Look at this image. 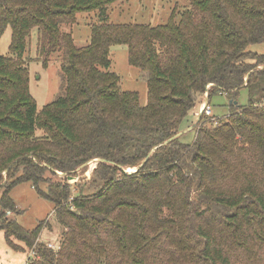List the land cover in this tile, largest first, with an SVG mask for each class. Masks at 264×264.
I'll list each match as a JSON object with an SVG mask.
<instances>
[{
	"label": "trees",
	"instance_id": "obj_1",
	"mask_svg": "<svg viewBox=\"0 0 264 264\" xmlns=\"http://www.w3.org/2000/svg\"><path fill=\"white\" fill-rule=\"evenodd\" d=\"M118 0H0V230L31 251L25 264H264V0H189L180 21L115 23ZM98 11L90 40L63 25ZM38 28L42 51L62 50L65 87L38 108L24 63ZM127 45L144 72L148 100L124 90L111 48ZM209 84L231 99L228 115L205 112L196 137L184 119ZM248 89L249 102L237 97ZM42 133L37 134V130ZM101 159L90 179L69 182ZM137 168L127 172V168ZM59 173L65 176H60ZM28 181L54 202L63 227L56 248L44 223L26 229L8 212L10 192Z\"/></svg>",
	"mask_w": 264,
	"mask_h": 264
},
{
	"label": "rangeland",
	"instance_id": "obj_2",
	"mask_svg": "<svg viewBox=\"0 0 264 264\" xmlns=\"http://www.w3.org/2000/svg\"><path fill=\"white\" fill-rule=\"evenodd\" d=\"M189 6V0H118L110 5L108 14L111 22L146 23L156 26L165 24L173 12L176 20L180 21L183 12ZM98 21V11H82L77 14L75 23L65 24L62 27L65 31L73 33L75 42L78 45H84L90 40L92 25ZM10 42L11 29L8 28L0 39V54L12 56ZM249 48L264 53V43L253 44ZM62 57V50L59 48L50 52L42 51L38 28L32 31L23 59L30 73V90L39 109L53 101L64 90L65 78L62 70ZM109 69L119 74L122 89L139 92L141 103H147L148 83L144 78V72L130 64L127 45L112 46L111 66ZM212 85H208V91L202 99V104L199 107L197 106L184 119L180 131L182 141L192 142L195 140L196 129L192 124L205 112V109L202 108L204 102L206 103L205 105H210L212 108V113L210 115L207 114L208 116L221 118L229 114L231 99H229L227 94H213L210 102L208 101L209 90ZM237 99L240 104L249 102V93L246 87L239 90ZM40 133H42V130L38 129L37 134ZM98 162L94 160L87 168L79 167L77 176L69 179V182H84L90 179ZM136 169L129 167L126 171L132 172ZM59 174L62 177L65 176L62 173ZM3 192L4 190L0 188V198ZM10 195L17 204V210L8 213L9 217L16 219L26 229H33L43 222L42 239L52 243L57 248L61 243L63 227L54 213V202L42 197L28 181L15 185ZM31 256V251H18L11 248L6 242L4 231L0 230V264H21L26 262Z\"/></svg>",
	"mask_w": 264,
	"mask_h": 264
},
{
	"label": "built area",
	"instance_id": "obj_3",
	"mask_svg": "<svg viewBox=\"0 0 264 264\" xmlns=\"http://www.w3.org/2000/svg\"><path fill=\"white\" fill-rule=\"evenodd\" d=\"M202 108H204L205 110V112H206V114H208V115H210L211 113H212V108H211V106L210 105H203L202 106ZM8 213H10V212H8ZM50 246H52L53 247V244H49Z\"/></svg>",
	"mask_w": 264,
	"mask_h": 264
},
{
	"label": "water",
	"instance_id": "obj_4",
	"mask_svg": "<svg viewBox=\"0 0 264 264\" xmlns=\"http://www.w3.org/2000/svg\"><path fill=\"white\" fill-rule=\"evenodd\" d=\"M100 160H101V159H97V161H100ZM92 162H93V161H92ZM69 179H73V177H72V176H70V177H69Z\"/></svg>",
	"mask_w": 264,
	"mask_h": 264
},
{
	"label": "crops",
	"instance_id": "obj_5",
	"mask_svg": "<svg viewBox=\"0 0 264 264\" xmlns=\"http://www.w3.org/2000/svg\"><path fill=\"white\" fill-rule=\"evenodd\" d=\"M52 244V243H51ZM26 262H23V263H21V264H25Z\"/></svg>",
	"mask_w": 264,
	"mask_h": 264
},
{
	"label": "bare ground",
	"instance_id": "obj_6",
	"mask_svg": "<svg viewBox=\"0 0 264 264\" xmlns=\"http://www.w3.org/2000/svg\"><path fill=\"white\" fill-rule=\"evenodd\" d=\"M204 104H206L205 102H204ZM134 168V167H133ZM136 169V168H135ZM91 170V169H90Z\"/></svg>",
	"mask_w": 264,
	"mask_h": 264
}]
</instances>
